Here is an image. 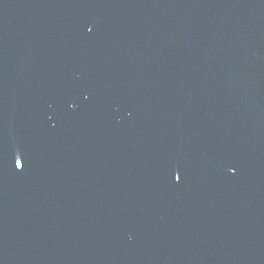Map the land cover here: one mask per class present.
I'll list each match as a JSON object with an SVG mask.
<instances>
[{"label": "water", "instance_id": "obj_1", "mask_svg": "<svg viewBox=\"0 0 264 264\" xmlns=\"http://www.w3.org/2000/svg\"><path fill=\"white\" fill-rule=\"evenodd\" d=\"M0 264H264V0H0Z\"/></svg>", "mask_w": 264, "mask_h": 264}, {"label": "snow or ice", "instance_id": "obj_2", "mask_svg": "<svg viewBox=\"0 0 264 264\" xmlns=\"http://www.w3.org/2000/svg\"><path fill=\"white\" fill-rule=\"evenodd\" d=\"M15 163H16V167H17V168L22 167V162H21L20 159L17 158L16 161H15ZM180 178H181V177H180L179 173H177V175H176V179L179 180Z\"/></svg>", "mask_w": 264, "mask_h": 264}]
</instances>
